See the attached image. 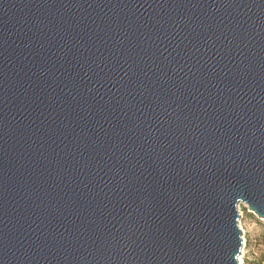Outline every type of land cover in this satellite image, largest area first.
Here are the masks:
<instances>
[{
	"label": "water",
	"instance_id": "obj_1",
	"mask_svg": "<svg viewBox=\"0 0 264 264\" xmlns=\"http://www.w3.org/2000/svg\"><path fill=\"white\" fill-rule=\"evenodd\" d=\"M264 218V0H0V264H239Z\"/></svg>",
	"mask_w": 264,
	"mask_h": 264
},
{
	"label": "rangeland",
	"instance_id": "obj_2",
	"mask_svg": "<svg viewBox=\"0 0 264 264\" xmlns=\"http://www.w3.org/2000/svg\"><path fill=\"white\" fill-rule=\"evenodd\" d=\"M238 224L242 230L239 264H264V218L258 217L245 204L239 205Z\"/></svg>",
	"mask_w": 264,
	"mask_h": 264
},
{
	"label": "bare ground",
	"instance_id": "obj_3",
	"mask_svg": "<svg viewBox=\"0 0 264 264\" xmlns=\"http://www.w3.org/2000/svg\"><path fill=\"white\" fill-rule=\"evenodd\" d=\"M238 259H239V261H240V257H239Z\"/></svg>",
	"mask_w": 264,
	"mask_h": 264
}]
</instances>
